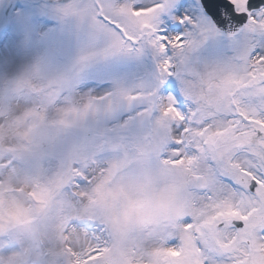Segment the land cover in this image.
<instances>
[{
  "label": "snow or ice",
  "instance_id": "snow-or-ice-1",
  "mask_svg": "<svg viewBox=\"0 0 264 264\" xmlns=\"http://www.w3.org/2000/svg\"><path fill=\"white\" fill-rule=\"evenodd\" d=\"M0 264H264V0H0Z\"/></svg>",
  "mask_w": 264,
  "mask_h": 264
},
{
  "label": "rangeland",
  "instance_id": "rangeland-1",
  "mask_svg": "<svg viewBox=\"0 0 264 264\" xmlns=\"http://www.w3.org/2000/svg\"><path fill=\"white\" fill-rule=\"evenodd\" d=\"M53 47L56 50H61L64 47V41L62 38L56 37L53 40Z\"/></svg>",
  "mask_w": 264,
  "mask_h": 264
}]
</instances>
